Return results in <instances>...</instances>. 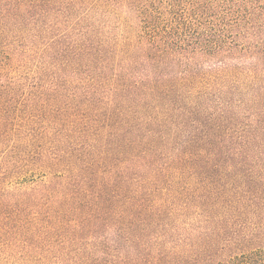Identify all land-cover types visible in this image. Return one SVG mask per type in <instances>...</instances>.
Listing matches in <instances>:
<instances>
[{
  "label": "trees",
  "instance_id": "trees-1",
  "mask_svg": "<svg viewBox=\"0 0 264 264\" xmlns=\"http://www.w3.org/2000/svg\"><path fill=\"white\" fill-rule=\"evenodd\" d=\"M0 256L264 264V0H0Z\"/></svg>",
  "mask_w": 264,
  "mask_h": 264
},
{
  "label": "rangeland",
  "instance_id": "rangeland-1",
  "mask_svg": "<svg viewBox=\"0 0 264 264\" xmlns=\"http://www.w3.org/2000/svg\"><path fill=\"white\" fill-rule=\"evenodd\" d=\"M36 174L33 176L32 173H27L19 178H14L8 181H5V185L2 186L4 190L1 192L0 197L5 204V209L8 211L10 206L13 205V198L19 193V190H27L29 187L34 186L42 178ZM37 257L34 254L31 257H26L23 254L17 255H6V252H2L0 256V264H54L53 259H50L48 262L37 263Z\"/></svg>",
  "mask_w": 264,
  "mask_h": 264
}]
</instances>
